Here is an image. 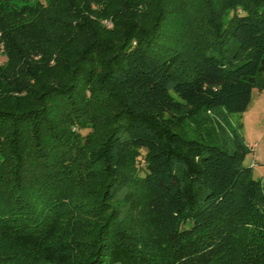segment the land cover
I'll return each mask as SVG.
<instances>
[{
	"label": "trees",
	"instance_id": "1",
	"mask_svg": "<svg viewBox=\"0 0 264 264\" xmlns=\"http://www.w3.org/2000/svg\"><path fill=\"white\" fill-rule=\"evenodd\" d=\"M0 45V264H264L237 130L177 126L264 89V0H0Z\"/></svg>",
	"mask_w": 264,
	"mask_h": 264
},
{
	"label": "rangeland",
	"instance_id": "2",
	"mask_svg": "<svg viewBox=\"0 0 264 264\" xmlns=\"http://www.w3.org/2000/svg\"><path fill=\"white\" fill-rule=\"evenodd\" d=\"M40 1L43 2V0ZM139 15L144 24H149L153 17L146 11L140 12ZM113 24L110 20L100 21L97 25L102 26L104 29L94 28L93 26V32L99 31L103 35L112 36L115 29ZM5 63L6 57L0 45V66H4ZM261 79H264V75ZM177 126L190 136L210 134L214 138L226 142L228 146L231 144L230 135L228 134L230 128L237 130L245 149L243 166L251 167L252 178L261 182L264 186V89H254L252 91L251 102L243 113L228 115L221 110L207 114L193 113L189 111V108H185L178 117ZM86 133V131H83L82 135ZM144 166L145 161L143 158H141V161H135L134 168L136 171ZM90 221L93 220L90 219ZM9 252L19 257L25 264H49L44 262L36 253H28L20 249H10Z\"/></svg>",
	"mask_w": 264,
	"mask_h": 264
}]
</instances>
